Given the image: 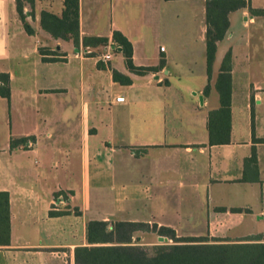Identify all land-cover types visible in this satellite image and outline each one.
Listing matches in <instances>:
<instances>
[{"label": "crops", "instance_id": "obj_1", "mask_svg": "<svg viewBox=\"0 0 264 264\" xmlns=\"http://www.w3.org/2000/svg\"><path fill=\"white\" fill-rule=\"evenodd\" d=\"M22 1L32 34L17 1L0 0V73L11 88L10 100L0 96V264H76L91 221L230 243L264 234L252 229L264 225V0L229 13L210 76L207 0H79L78 45L41 25L44 11L62 17L65 0ZM116 31L136 67L158 69L131 71L122 50L102 62ZM42 48L61 61L45 62ZM228 54L230 141L211 145ZM191 216H206L203 232H184ZM242 226L250 231L230 234Z\"/></svg>", "mask_w": 264, "mask_h": 264}, {"label": "trees", "instance_id": "obj_2", "mask_svg": "<svg viewBox=\"0 0 264 264\" xmlns=\"http://www.w3.org/2000/svg\"><path fill=\"white\" fill-rule=\"evenodd\" d=\"M17 1V10L29 34L31 26L25 20L24 4ZM33 5L35 0H25ZM169 1V0H167ZM247 7L246 0H207V62L208 73L211 75L215 61L217 43L225 37L229 28L228 15L231 11ZM41 25L55 38H72L76 45L80 41L79 31V0H65V11L62 17L49 12H42ZM114 42L124 53L128 68L136 73L157 70L158 68H138L133 64V47L129 40L120 32H114ZM85 44L94 46L107 44L105 38L84 39ZM45 62L61 61V56L47 49H41ZM114 79L129 83V79L114 72ZM221 97V109L216 114L218 125L210 126L211 145L225 144L230 141L231 113V55L223 62L221 74L217 82ZM0 96L10 100V76L0 73ZM211 114V121H212ZM254 157V156H253ZM7 203V202H6ZM64 211H52V217L64 215ZM139 231L157 233L173 241V245L158 246L154 255L135 245L134 234ZM88 246L76 249V264H264V234L251 236L238 242L230 243L209 236H178L170 227H159L157 224L134 222H117L110 224L105 221H91L87 226Z\"/></svg>", "mask_w": 264, "mask_h": 264}, {"label": "rangeland", "instance_id": "obj_3", "mask_svg": "<svg viewBox=\"0 0 264 264\" xmlns=\"http://www.w3.org/2000/svg\"><path fill=\"white\" fill-rule=\"evenodd\" d=\"M101 48V47H100ZM102 49H99L98 50V53L101 52ZM187 216H185L186 218ZM206 219V216H191L190 220L187 222L186 219L184 221H181V224H182V227L184 229V232L185 233H191V232H203L204 230V220ZM257 226H254L252 229L253 231H255L256 233H260V232H263L264 231V225L263 224H259L256 223ZM251 226H253V224H251ZM244 226L242 227H238L236 228L235 230H233L230 234L231 235H236L238 233H242L243 231L244 232H247V231H250L249 229L247 230H244L243 229ZM254 232V233H255ZM151 234L153 232H148V231H139V232H136L134 234V238H133V242L138 244V243H144L145 240H139L138 239V236H145L146 234ZM164 240H158V239H155V241L153 242L152 245L150 246H146L144 247L147 252L150 254V255H154L155 252H156V248L158 246H166V245H173V241L172 240H169L167 237H163Z\"/></svg>", "mask_w": 264, "mask_h": 264}, {"label": "built area", "instance_id": "obj_4", "mask_svg": "<svg viewBox=\"0 0 264 264\" xmlns=\"http://www.w3.org/2000/svg\"><path fill=\"white\" fill-rule=\"evenodd\" d=\"M108 50L109 51L101 57V61L102 62L109 61L111 59V57H112V53L111 52H115L117 50H122V48L117 43L114 42L112 45L108 46ZM123 100H124V98H121V97L117 98V101H123Z\"/></svg>", "mask_w": 264, "mask_h": 264}, {"label": "water", "instance_id": "obj_5", "mask_svg": "<svg viewBox=\"0 0 264 264\" xmlns=\"http://www.w3.org/2000/svg\"><path fill=\"white\" fill-rule=\"evenodd\" d=\"M161 239H163V238H161Z\"/></svg>", "mask_w": 264, "mask_h": 264}]
</instances>
